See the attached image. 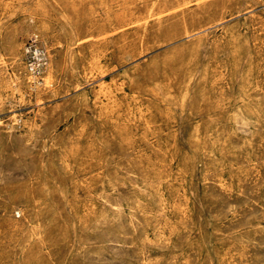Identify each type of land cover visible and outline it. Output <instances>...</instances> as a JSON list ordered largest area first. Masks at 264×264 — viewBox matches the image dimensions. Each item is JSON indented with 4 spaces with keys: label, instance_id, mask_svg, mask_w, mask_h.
I'll return each instance as SVG.
<instances>
[{
    "label": "rangeland",
    "instance_id": "rangeland-1",
    "mask_svg": "<svg viewBox=\"0 0 264 264\" xmlns=\"http://www.w3.org/2000/svg\"><path fill=\"white\" fill-rule=\"evenodd\" d=\"M0 264H264V0H0Z\"/></svg>",
    "mask_w": 264,
    "mask_h": 264
},
{
    "label": "built area",
    "instance_id": "built-area-1",
    "mask_svg": "<svg viewBox=\"0 0 264 264\" xmlns=\"http://www.w3.org/2000/svg\"><path fill=\"white\" fill-rule=\"evenodd\" d=\"M27 67L32 74H41L48 63L45 47L36 35L30 36L25 44Z\"/></svg>",
    "mask_w": 264,
    "mask_h": 264
},
{
    "label": "bare ground",
    "instance_id": "bare-ground-1",
    "mask_svg": "<svg viewBox=\"0 0 264 264\" xmlns=\"http://www.w3.org/2000/svg\"><path fill=\"white\" fill-rule=\"evenodd\" d=\"M43 70H44V69H43ZM42 73H43V71H42ZM42 73H41V74H38V75H35V74H34V76L37 77V78H40V76L42 75Z\"/></svg>",
    "mask_w": 264,
    "mask_h": 264
}]
</instances>
